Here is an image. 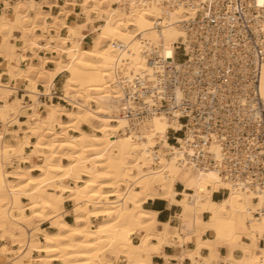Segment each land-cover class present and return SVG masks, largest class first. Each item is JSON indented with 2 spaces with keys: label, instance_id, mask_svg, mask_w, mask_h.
Returning <instances> with one entry per match:
<instances>
[{
  "label": "bare ground",
  "instance_id": "bare-ground-1",
  "mask_svg": "<svg viewBox=\"0 0 264 264\" xmlns=\"http://www.w3.org/2000/svg\"><path fill=\"white\" fill-rule=\"evenodd\" d=\"M32 3L14 0L11 11L0 14L3 42L19 29L25 36V46L33 53L44 48L55 54L42 58L39 64L29 62L27 67L8 65L9 79L15 83L28 81V94L36 97L27 106L32 109L34 123L28 124L17 144H3L0 132V231L4 237H18V232L7 229V221L15 222L19 231L33 218L38 225L54 220L57 227L53 232L38 226L35 232L28 230L27 241L17 242L20 264H117L120 256L124 257L122 264H151V256L159 254L165 244L183 243L181 237L175 240L166 231V224L162 231L157 230L155 213L143 209L145 200L155 198L178 204L182 227L194 225V237L207 232L215 244L241 247L254 264H264V256L254 253L264 240V215H254L263 201L260 191L233 184L214 168L199 169L182 160L179 148L167 140L170 127H181L177 119L155 115L139 138L124 132L127 121L120 113L122 93L114 83L115 66L123 62L130 76L152 75L155 70L147 53L158 54L160 61L155 63L171 61L175 42L185 34L181 22L192 17L193 10L168 8L164 0H72L67 4L82 7L85 22L79 28L77 23L67 22L68 10L52 14L42 11L37 3L33 11ZM89 12L96 14V20L90 19ZM36 30L51 35L45 38ZM88 35L92 37L84 46ZM112 41L118 47L111 48ZM0 55L7 61L9 50L1 47ZM47 61L53 63L52 68L45 66ZM63 72L66 76L61 97L70 108L50 102L42 115L37 111V85L41 83L48 92L55 77ZM6 87L0 81V88ZM259 92L264 98V63ZM0 98V119L8 111L26 106L18 98ZM92 121L99 122L92 132L81 129V123ZM31 135L36 137L33 142ZM25 146L31 148L26 156ZM156 146L158 160L153 159ZM210 149L216 151L213 144ZM8 156L17 157L20 165L5 172L3 159ZM31 156H39L42 162L24 166ZM10 178L17 181L13 183ZM177 183L182 185L179 191L175 189ZM45 187L54 192L49 193ZM220 189L226 190V195L214 201L212 194ZM19 195L29 202L20 203ZM65 201L73 202V223L63 217ZM25 210L29 214H24ZM91 218L101 219L94 226ZM40 232L42 239L36 235ZM202 245L210 249L207 258L199 254ZM31 251L39 254L28 257L26 253ZM2 255L0 252V260ZM191 255L193 264H216L218 258L213 245L201 241Z\"/></svg>",
  "mask_w": 264,
  "mask_h": 264
},
{
  "label": "built area",
  "instance_id": "built-area-1",
  "mask_svg": "<svg viewBox=\"0 0 264 264\" xmlns=\"http://www.w3.org/2000/svg\"><path fill=\"white\" fill-rule=\"evenodd\" d=\"M168 8L192 9L181 22L184 36L174 58L161 64L147 53L152 75L130 76L123 62L115 66L124 132L139 138L155 115L177 119L167 132L183 158L199 169L214 168L233 184L263 195L254 212L264 215V98L259 78L264 63V3L259 0H164ZM111 48L118 47L112 41ZM180 55V60L176 55ZM40 103L70 106L54 85L39 86ZM180 138V141L179 138ZM213 144L216 151L211 150ZM158 146L153 159L158 160Z\"/></svg>",
  "mask_w": 264,
  "mask_h": 264
},
{
  "label": "crops",
  "instance_id": "crops-1",
  "mask_svg": "<svg viewBox=\"0 0 264 264\" xmlns=\"http://www.w3.org/2000/svg\"><path fill=\"white\" fill-rule=\"evenodd\" d=\"M22 1L28 2L30 0H22ZM70 1L72 0H33V3L31 4L32 7L30 6V8L31 10L35 11L36 9L35 7L38 3L40 6H42L41 7L42 11L50 12L52 14L56 12L59 13L60 12L59 10L61 9L68 10L69 15L67 17V22L77 23V21L79 20L78 19L79 17L77 16L78 14L77 8H81L82 10V7L67 4V2H70ZM76 1L79 2L80 0H76ZM13 3H14V0H0V14L6 13L7 11L10 12L11 6L13 5ZM70 9H73V11H70ZM81 14H82L81 18H83L84 20L82 11H81ZM90 14L92 13L89 12L88 16ZM47 20L50 21V19H47ZM84 22L85 20L81 24L77 23L79 25V28L82 27L81 25ZM88 27L89 26H86V28ZM3 33H5V30L3 31ZM36 33L37 34L42 33L43 37L45 38H49L51 35V32H48V31L41 32L40 30H36ZM0 34H1L0 35V48L1 47L7 48L9 50V58L7 59V61L4 59L2 55H0V81L2 84L8 86L6 87V89L0 88V96L6 95L9 101H12L13 99L18 98L21 100V104H22V98H23V101L25 104H29V103L32 104V98L36 97V95H33L32 97L29 96L28 91L30 90V87L28 85V81L23 80L17 83H15V81H11L8 76V65H14L16 67H27V64L29 62L32 64H39L42 58L44 59L52 58L53 56H55V54L52 53L50 50L44 49V48H40L37 50L36 53H33L27 45L25 46V43H24L25 36L22 35L19 29H14L11 35L6 40V42H3V35L2 33ZM89 37L90 36L88 35L84 43H86V41L88 42ZM41 42L44 43L45 40H40V43ZM45 66L47 68H52L53 63L50 61H47L45 63ZM61 74L57 75L55 79L53 80L54 85L58 84L59 81L61 80ZM40 85L42 86L41 83H38L37 85L38 90L40 89L39 88ZM8 90H11V91H8ZM0 101H1L0 102V107H1L3 102L2 100ZM51 103H57V102H51ZM51 103H42V104L40 103V105L37 108V111L40 112L42 115H44V113L47 111L46 104H51ZM18 113H14L13 111H8V114L4 115L3 118L0 119L1 120L0 121V132L3 134V144L5 145L17 144L18 140L23 137L24 130H26L30 124L34 123V121L30 117V114L32 113V109L25 108L22 110L21 113L19 114ZM63 117L65 119H63ZM61 118L63 120H67L65 116H61ZM83 125H87V124L84 123ZM81 129L83 128L81 127ZM73 133L75 134V132ZM34 139L36 140V137L34 135H31L30 140L33 142L35 141ZM30 153H31V148L28 146H25L24 156ZM40 161L42 162V159L39 156L38 158L36 156H31L29 161L23 164L24 166H27V165H30L31 163H41ZM19 165H20V160L17 157L10 156L9 158L7 157V161L3 163V170L5 172L13 171ZM32 174H38V171H32ZM10 180L13 183L17 181L16 179H13V178H10ZM48 188L52 189L51 187H48ZM48 188H47V191H48ZM175 189L177 191L181 190L182 189L181 183H177L175 185ZM221 190L223 189L213 192L212 199L214 201H220L221 199L225 197L226 195L225 191H221ZM52 192L53 190L50 191L49 193H52ZM177 198H180V196H177ZM19 201L20 203L27 204L29 202V199L26 198L24 195H19ZM69 202L71 201L64 202L62 210L65 212L63 213V217L67 222L73 223L74 217H73V214L71 211L72 208H70ZM12 203L16 205L14 201H12ZM142 207L145 210L152 211L155 213V219L158 222V225L156 227L157 230L162 231L164 229L163 224H166V227H165L166 231L172 237H174L175 240H176V236H179L183 239V243L175 241L172 243V245L165 244L162 248V251L159 254H153L151 256L150 258L151 264H193L194 261H193V257L191 254L193 251L197 249L198 241L206 242V243L208 242L211 245H213V250L218 256V258L216 259V264H254L253 260L249 256L243 253L241 247L236 246V247L231 248L229 244L227 243L215 244L213 242V239L209 237L207 232H202L200 236L197 238L194 237V230H195L194 225H189V226L185 225L182 227V220L179 217L181 208L178 204L171 203L168 199H165V198H155V199L145 200L142 203ZM24 212L25 214H29L28 210H25ZM202 218L206 220L207 215L203 214ZM37 226L40 227L41 230H45L47 232H49L52 227L54 228V231H55L57 227L56 221L54 220L41 222L39 223V225H38V221L35 220L34 223L32 224V227L31 226L27 227L25 225L24 230L28 231V230H31L33 227L35 228ZM7 229L11 233L19 232L17 229H15L14 223L12 221L7 222ZM38 237L39 239H42L43 234L41 232L38 233ZM17 238L18 237H13L12 235H8L4 237L2 235V232L0 231V252L4 253V255H2L1 257L2 259L0 260V264H20V258H19L18 247H17V242H18ZM6 239L10 240V242H8V240ZM242 240L245 242L249 241L248 239H244V238H242ZM258 246L259 248L255 249L254 253L264 256V240H261ZM12 252L14 253V256L11 258H8V255ZM26 254L28 257H32V256L35 257L39 253L31 251V252H27ZM199 254L204 258L209 257L210 256L209 247H207L206 245H202L199 248ZM7 258L9 259L8 263H7ZM115 262L117 264L124 263V257L120 256Z\"/></svg>",
  "mask_w": 264,
  "mask_h": 264
},
{
  "label": "rangeland",
  "instance_id": "rangeland-1",
  "mask_svg": "<svg viewBox=\"0 0 264 264\" xmlns=\"http://www.w3.org/2000/svg\"><path fill=\"white\" fill-rule=\"evenodd\" d=\"M70 11H73V9H70ZM77 16L79 17L78 19V21H77V23L78 24H81L84 20H83V18H81V16H82V14H81V8H77ZM73 13V12H72ZM89 17H90V19L92 18L93 20H96V14H94V13H92V14H90L89 15ZM99 24H101V22H97V25H99ZM86 29H88V28H86ZM91 37H92V35H90ZM90 38V37H89ZM88 44H89V39H88V42L86 41V43H84L83 45L84 46H88ZM62 59L63 60H65V56L63 55L62 56ZM176 59L177 60H180V55L179 54H177L176 55ZM65 76H66V72H63L62 74H61V80L59 81V83L58 84H56V85H54V87L56 88V89H60L61 91H62V83H63V80H64V78H65ZM62 82V83H61ZM62 96V95H61ZM28 99V98H27ZM30 104V103H29ZM29 104H25L24 103V101H23V98H22V105H26L24 108H22L21 110H20V112L19 111H14V113H17V112H19V113H21L22 112V110L23 109H25V108H27V106L29 105ZM62 104V103H61ZM40 105V102L38 103V105H37V108H38V106ZM92 106H94V104L92 103ZM66 108H70V106H66ZM63 119H65L64 117H63ZM4 123V122H3ZM5 124V123H4ZM81 124H83V123H81ZM81 124H80V126H81ZM87 125H82L81 127L83 128V129H85V130H87V132H92L93 131V127H95V126H98V124H99V122H97V121H92L91 123H86ZM3 131V130H2ZM69 133H72V134H74L72 131H70L69 130ZM35 140V139H34ZM7 144H9V143H7ZM10 156H8V158H9ZM37 158H38V156H36ZM5 161H7V157L6 158H4L3 159V163L5 162ZM38 162H39V160H38ZM41 162V161H40ZM178 185H180V184H178ZM45 188H48V187H45ZM46 191H47V189H46ZM48 191H52V189H50V188H48ZM221 191H225V194H226V190H221ZM54 192V191H53ZM70 203V208H72L73 207V202L71 201V202H69ZM63 209V208H62ZM61 209V210H62ZM24 214H25V212H24ZM100 219L101 218H99V219H95V218H91V221H92V224L95 226L99 221H100ZM35 220H37V218H33V219H31L30 221H25L24 222V225H26L27 227H32V224L34 223V221ZM10 221V220H9ZM9 221H7V222H9ZM38 221V220H37ZM72 221H73V219H72ZM14 223V227H15V229H17V225H16V223L15 222H13ZM36 228V227H35ZM35 228L33 227L31 230H33V232H35L34 230H35ZM52 231H54V228L52 227L51 229H50V231L49 232H52ZM36 235H38V233L36 234ZM40 236V235H39ZM39 238V237H38ZM27 239H28V236H27V231H25L24 230V228H20L19 229V232H18V238H17V241H19V242H23V243H25L26 241H27ZM6 240H8V239H6ZM8 242H10V240H8ZM13 251V250H12ZM14 256V253L12 252V253H10L9 255H8V258H11V257H13ZM7 258V263L9 262V259Z\"/></svg>",
  "mask_w": 264,
  "mask_h": 264
},
{
  "label": "snow or ice",
  "instance_id": "snow-or-ice-1",
  "mask_svg": "<svg viewBox=\"0 0 264 264\" xmlns=\"http://www.w3.org/2000/svg\"><path fill=\"white\" fill-rule=\"evenodd\" d=\"M261 3H264V0H261Z\"/></svg>",
  "mask_w": 264,
  "mask_h": 264
}]
</instances>
